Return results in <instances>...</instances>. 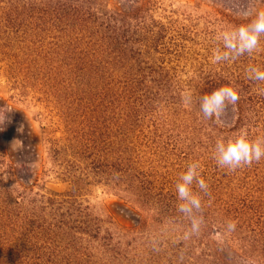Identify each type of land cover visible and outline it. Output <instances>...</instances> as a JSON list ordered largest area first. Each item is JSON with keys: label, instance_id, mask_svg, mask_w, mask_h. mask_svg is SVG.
I'll return each instance as SVG.
<instances>
[{"label": "trees", "instance_id": "1", "mask_svg": "<svg viewBox=\"0 0 264 264\" xmlns=\"http://www.w3.org/2000/svg\"><path fill=\"white\" fill-rule=\"evenodd\" d=\"M122 1L125 10L113 0H0V64L13 90L43 107V173L50 166L72 188L35 193L22 176L36 167L0 150V264H264V159L229 171L214 152L202 158L223 136L264 137V81L248 72L264 71V58L257 62L255 50L215 64L189 58L194 75L183 81L196 33L175 18L186 22L187 12L163 15L161 0ZM221 16L226 29L256 19ZM222 86L239 100L220 125L200 103ZM194 161L208 191L193 184L204 223L188 237L176 184ZM88 188L126 203L146 233L95 215Z\"/></svg>", "mask_w": 264, "mask_h": 264}, {"label": "rangeland", "instance_id": "2", "mask_svg": "<svg viewBox=\"0 0 264 264\" xmlns=\"http://www.w3.org/2000/svg\"><path fill=\"white\" fill-rule=\"evenodd\" d=\"M124 5L122 0H113L114 7L125 10ZM161 5L162 9L167 11L163 14L166 16H170L171 12H187L186 22H183L182 17L175 19H179L196 33L194 42L187 46V57L199 59L201 63L206 61L213 63V50L222 42L216 39L217 35L221 31L231 30L226 29L228 22L221 15L243 21L264 12V0H161ZM263 46L264 40H262ZM254 53L257 62L263 61L261 47ZM190 59L187 68L180 76L183 81L190 80L194 75L192 67L196 64ZM5 68V65L0 64V150L7 155L8 161L16 165L36 167L34 174L26 171L22 176L25 179L24 185L30 186L34 183L35 193L42 195L47 192L56 194L71 192L70 184L52 174L50 166L46 165L43 173L40 160L44 157V153L38 147L46 132H49L47 122L43 118V107L33 99L35 95L21 97L18 91L13 90ZM232 138H235V135L223 136L224 140ZM203 141L208 142L206 137ZM212 152L214 150L206 152L202 158H208L207 153L213 154ZM83 195L94 214L110 221L114 229L138 235L146 233V230L140 231L138 227L137 212L117 197L109 195L101 188H88ZM212 242L218 247L221 239L218 235H214Z\"/></svg>", "mask_w": 264, "mask_h": 264}, {"label": "clouds", "instance_id": "3", "mask_svg": "<svg viewBox=\"0 0 264 264\" xmlns=\"http://www.w3.org/2000/svg\"><path fill=\"white\" fill-rule=\"evenodd\" d=\"M264 35V12L257 15L256 19L249 24L240 25L238 28L221 31L216 39L223 42V48L213 50V63L232 61L245 53L251 54L258 48L260 36ZM249 79L264 81V71L256 67L248 69ZM239 100V94L234 87L222 86L210 94L202 97L200 111L203 117L223 123L221 119L229 105H235ZM190 102V97L185 98ZM214 159L220 168L236 171L245 166H251L264 159V137L249 138L246 132L232 139H219L215 144ZM201 165L194 161L187 165L176 184L178 198L177 210L190 220L188 237L198 234L204 223V217L200 215L202 200L199 193L193 191L195 183L200 192L207 193L208 184L201 176ZM237 222L227 224L228 231L236 229Z\"/></svg>", "mask_w": 264, "mask_h": 264}]
</instances>
